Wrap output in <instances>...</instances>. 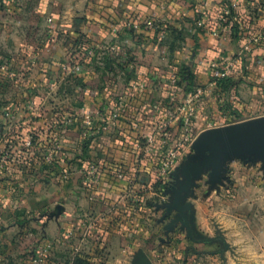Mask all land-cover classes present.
I'll use <instances>...</instances> for the list:
<instances>
[{"label": "crops", "instance_id": "0c3cea01", "mask_svg": "<svg viewBox=\"0 0 264 264\" xmlns=\"http://www.w3.org/2000/svg\"><path fill=\"white\" fill-rule=\"evenodd\" d=\"M60 1L0 0V46L24 40L11 31L23 30L25 25L18 21L20 25L11 26L12 22H8L11 16L22 20L19 16H41L52 8L55 10L49 15L56 19L64 11ZM225 1L165 0L160 9L157 0H121L129 19L115 26L108 23L87 28L93 42L112 43L110 47L121 64L112 83L95 69L86 70L80 79L81 102L77 106L83 105V113L96 118L90 126L92 137L87 155L101 166L96 178L92 177L84 185L78 172L85 171V163L77 156L74 160L77 173L69 184H61L57 190H52L49 181L30 184L26 204L29 208L47 210L42 212L58 217L61 223L64 219L76 223L80 215L94 219L101 225L100 234L109 249L118 255H130L128 264H135L140 252L150 258L146 247L152 244L154 235L164 237L167 233H177L183 239L186 233L179 224L170 232L164 230L170 217L165 216L162 204L174 178L166 184H160L157 179L156 160L163 147L159 134L155 135L151 149L136 144L140 142L139 137L144 139L154 129L162 127L178 102L198 89H202V93L194 101L191 125L195 138L210 127L264 117V0H231L236 13L233 20L239 25L237 33L219 22ZM160 16L166 21H153H158ZM145 19L151 23L145 24ZM246 45L249 50L244 48ZM44 54L49 61L60 60L62 46L56 45L54 52L45 49ZM127 55L130 59L133 57L132 60L127 59ZM213 63L221 70L227 69L224 78L232 82L227 90L216 85L212 89L218 106L211 101V93L206 89L213 78ZM116 80L117 85H113ZM118 107L117 118H111ZM78 118L83 124L84 118ZM78 124L79 121L75 129H79ZM167 127L165 137L172 141L178 134L180 122ZM188 154H192L191 150ZM259 163L228 161V180L215 189H209L205 177L198 181L192 194L185 198L190 203V222L198 236L212 237L221 230L231 252L260 254L262 248L257 240L264 239V227H255V222L257 207L264 205V173ZM252 165L260 169L262 181L259 183L252 177ZM64 190L69 191L67 198L72 207L69 213L60 197ZM80 224L79 221L77 226ZM199 244L213 246L218 240Z\"/></svg>", "mask_w": 264, "mask_h": 264}, {"label": "rangeland", "instance_id": "374dc122", "mask_svg": "<svg viewBox=\"0 0 264 264\" xmlns=\"http://www.w3.org/2000/svg\"><path fill=\"white\" fill-rule=\"evenodd\" d=\"M157 1L161 9L165 0ZM60 2L64 11L56 19L49 15L55 10L52 8L41 16H19L22 20L11 16L12 20H8L13 23L11 26L25 25L23 30L11 31L24 40L0 46V264H128L130 255L113 253L100 234L101 225L94 219L80 215L76 217L80 226L78 222L69 223L68 219L61 223L58 217L42 212L45 210L33 211L26 205L27 190L33 182L49 181L52 190H57L61 184L74 181L77 156L85 163V171L78 172L82 184L96 178L101 164H94L87 155L96 118L83 113V105L77 106L81 102L80 79L86 70L95 69L112 83L121 68L119 57L114 56L110 47L112 43L93 42L87 34L90 26L102 27L108 23L115 26L129 19L121 0ZM153 21L166 20L160 16L158 21ZM143 22L148 24L151 20ZM58 44L62 46L63 57L49 61L44 50L54 52ZM126 57L130 59V55ZM116 83L117 80L113 85ZM210 93L211 101L218 106L214 91ZM119 108L111 118H117ZM78 116L84 118L83 124L76 119ZM78 121L79 129H75ZM168 130L162 126L150 133L159 134L160 138L161 133ZM182 133L180 124L174 140L168 139L160 148L161 151L172 149L178 154L176 166L165 180H159L160 184L174 178L175 169L189 155L188 151L193 152L194 140L175 147V140ZM139 141L136 146L145 148V138L139 137ZM257 168L258 165H252V177L259 183L262 180ZM174 181L172 179V184ZM68 195L67 190L59 195L67 213L72 211ZM256 214L255 227H264V205L257 207ZM167 234L154 235L152 244L146 247L152 264H264V239L257 240L262 248L260 254L247 255L231 252L225 241L218 240V244L212 246L194 243L186 235L182 239L177 233ZM218 234L224 237L221 230L216 231Z\"/></svg>", "mask_w": 264, "mask_h": 264}, {"label": "water", "instance_id": "95a60500", "mask_svg": "<svg viewBox=\"0 0 264 264\" xmlns=\"http://www.w3.org/2000/svg\"><path fill=\"white\" fill-rule=\"evenodd\" d=\"M192 154L174 171V184L167 190L168 201L162 204L165 216L170 220L165 224L166 232L179 224L186 236L194 243L224 241L221 235L198 236L190 222V203L187 195L205 177L209 189L218 188L227 178L226 163L232 159L244 162H260L264 173V117H252L201 131L192 143ZM135 264H152L144 253L138 254Z\"/></svg>", "mask_w": 264, "mask_h": 264}, {"label": "built area", "instance_id": "2783aa9c", "mask_svg": "<svg viewBox=\"0 0 264 264\" xmlns=\"http://www.w3.org/2000/svg\"><path fill=\"white\" fill-rule=\"evenodd\" d=\"M224 13L227 14L228 10H224ZM244 48L249 50V45H246ZM212 68L213 78H222L228 74L227 69L221 70L219 68V65L216 63L212 64ZM75 69L79 70V66H76ZM213 88H215V83L213 81H210L207 84L206 89L210 92ZM201 93L202 89H198L195 92H190L188 95H186L183 100L178 102L175 107V111L170 114L168 120L163 125L167 127L178 120L180 121L183 133L178 139L175 140V147L183 146V144H186L190 141L192 142L195 139L194 134L191 131L192 119L195 115L194 101L200 97ZM170 98L171 100H174L173 96H171ZM165 135V133H161L159 138L160 143L163 146H165V144L168 142V138L165 137ZM155 138L156 137L153 133H149L145 136L146 149H151V147L155 144ZM177 162L178 154L175 150L171 149L162 151L157 160V179L161 181L165 180L171 173L172 169H174ZM93 172L94 170H92L91 173Z\"/></svg>", "mask_w": 264, "mask_h": 264}, {"label": "trees", "instance_id": "16d2710c", "mask_svg": "<svg viewBox=\"0 0 264 264\" xmlns=\"http://www.w3.org/2000/svg\"><path fill=\"white\" fill-rule=\"evenodd\" d=\"M232 1L231 0H226L225 4H223L221 12H220V16H219V22L223 25V26H229L231 31L233 32H238V21L237 20H233V15H235L236 13L233 12V6L231 5ZM228 10V13L225 14L224 10ZM211 81H213L215 83V85L219 88V89H223V90H227L231 87L232 82L227 79V78H212ZM224 105H222L221 107H223ZM226 107V106H225Z\"/></svg>", "mask_w": 264, "mask_h": 264}]
</instances>
